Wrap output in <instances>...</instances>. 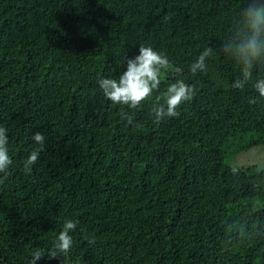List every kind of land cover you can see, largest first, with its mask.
Segmentation results:
<instances>
[{
  "label": "trees",
  "instance_id": "trees-1",
  "mask_svg": "<svg viewBox=\"0 0 264 264\" xmlns=\"http://www.w3.org/2000/svg\"><path fill=\"white\" fill-rule=\"evenodd\" d=\"M240 3L0 0V127L12 159L0 179V264H28L36 249V264H264V230L251 235L264 225V172L234 164L264 146V98L251 83L232 87L239 69L222 53L189 71L208 44L219 52ZM140 44L174 70L138 109L114 105L98 80L118 79ZM177 79L194 97L154 123L156 97ZM36 132L45 146L28 172ZM65 219L78 221L72 251L49 259Z\"/></svg>",
  "mask_w": 264,
  "mask_h": 264
},
{
  "label": "clouds",
  "instance_id": "clouds-1",
  "mask_svg": "<svg viewBox=\"0 0 264 264\" xmlns=\"http://www.w3.org/2000/svg\"><path fill=\"white\" fill-rule=\"evenodd\" d=\"M217 48L208 44L200 52L196 60L190 64L189 71L195 75L197 72H207V61L222 53L233 61L239 69V75L232 84L233 88L244 89L251 83L252 88L258 92L259 97L264 98V77L254 79L253 70L257 65H264V0H241L238 10L233 18L229 34L221 41ZM123 66L125 70L118 79L100 78L98 86L103 96L114 105L126 106L128 109H138L143 102L158 90L162 76L174 66L167 55L157 52L151 46L140 44L138 55L132 58L124 57ZM195 95L193 86L187 84L183 79H177L167 86L161 96L156 97L152 112L153 122L159 124L166 117L175 118L179 116L178 109L186 101H190ZM163 100V103L160 101ZM255 99L250 103H255ZM121 120L131 122V116L127 111H121ZM37 148H34L24 161V168L31 172L32 166L44 150L45 137L36 132L32 136ZM7 129L0 127V173L6 178L8 168L12 164L8 150ZM233 174L237 169H232ZM78 221L65 219L61 230L55 235L52 248L47 252L49 259L66 258L73 248L72 233L77 230ZM236 226L229 224L226 231L231 233ZM264 230V225H258L252 229L251 235ZM238 235H248L245 228L241 226ZM89 244H95V238L86 236ZM45 255L42 249L32 250L31 259L28 264H36V261Z\"/></svg>",
  "mask_w": 264,
  "mask_h": 264
},
{
  "label": "rangeland",
  "instance_id": "rangeland-1",
  "mask_svg": "<svg viewBox=\"0 0 264 264\" xmlns=\"http://www.w3.org/2000/svg\"><path fill=\"white\" fill-rule=\"evenodd\" d=\"M234 164L236 166H245V165H256L260 168L261 172H264V146L261 147H251L246 149L238 155L235 160ZM259 180L264 185V174L259 175Z\"/></svg>",
  "mask_w": 264,
  "mask_h": 264
}]
</instances>
